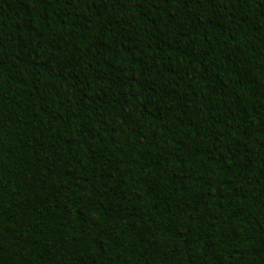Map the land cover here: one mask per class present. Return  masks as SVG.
<instances>
[{"label": "trees", "instance_id": "1", "mask_svg": "<svg viewBox=\"0 0 264 264\" xmlns=\"http://www.w3.org/2000/svg\"><path fill=\"white\" fill-rule=\"evenodd\" d=\"M201 25L246 79L218 95L205 73L180 96L155 62ZM13 53L37 67H9ZM0 84V264H49L76 240L129 247L137 264H264V0H0ZM61 117L96 130L95 153L73 157L108 198L80 205L76 185L32 172L34 152L70 151L51 131ZM228 159L236 173L218 176ZM229 182L254 211L223 202Z\"/></svg>", "mask_w": 264, "mask_h": 264}, {"label": "clouds", "instance_id": "2", "mask_svg": "<svg viewBox=\"0 0 264 264\" xmlns=\"http://www.w3.org/2000/svg\"><path fill=\"white\" fill-rule=\"evenodd\" d=\"M177 42L164 46L158 56L155 67L158 70L169 72L171 70L175 80V93L183 96L190 89L197 87L198 80L207 73L206 80L219 95L227 89H235L237 80L246 79L245 73L236 67L225 66L207 42V37L213 35L210 26L201 25L197 28L185 27L177 32ZM39 57L33 53L23 55L13 53L5 63L9 67L23 70L28 64L31 68L37 67ZM12 86L0 84V93L10 94ZM219 120L214 111H209L200 117L199 124L211 128L213 122ZM54 138L61 143H67L70 151L63 153H33L32 172L41 179L55 182L62 188L70 184L77 186L76 202L80 205H90L98 198L110 196L112 189L104 186L98 193L87 186L88 165L85 161L74 159L78 156L93 155L98 142L95 129L81 125L75 130L74 124L67 117H61L51 123ZM211 139L215 140V137ZM210 160L206 155H201L196 167L204 169L209 166ZM218 176H227L236 173V167L231 159L226 161L225 167L215 170ZM221 196L226 204H234L240 210H255V203L250 200L249 193L237 183H226L222 187ZM93 236L100 235V224L95 223L86 229ZM49 264H137V257L129 247L113 244L105 249L99 241L82 243L79 240L70 241L62 246H55L49 255Z\"/></svg>", "mask_w": 264, "mask_h": 264}]
</instances>
